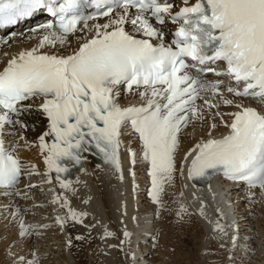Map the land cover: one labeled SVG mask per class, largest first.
I'll return each mask as SVG.
<instances>
[{
	"label": "snow or ice",
	"instance_id": "6c2138e0",
	"mask_svg": "<svg viewBox=\"0 0 264 264\" xmlns=\"http://www.w3.org/2000/svg\"><path fill=\"white\" fill-rule=\"evenodd\" d=\"M84 6L83 0H0V28L41 11L51 17L30 30L41 34L37 46L20 51L0 68V188L4 194L19 195L16 186L21 176L37 167L14 154L11 145L17 141L6 147L4 139L6 125L34 128L25 120L33 111L48 121L37 138L46 182H52L55 172L64 190L75 192L66 178L70 165H82L85 153L93 149L122 178L121 134L130 128L149 167L150 197L162 206L165 185L177 171L180 134L193 120H203L205 109H215L212 118L219 116L229 131L219 138L210 131L209 138L188 151L184 157L186 163L192 157L188 176L221 173L264 188V110L242 102L247 98L264 104V0H181V5L176 0H94L95 14L87 16L80 13ZM101 17L107 18L105 23L89 25L88 21ZM84 30L91 35L81 37L72 52L43 51L46 46L67 45L69 35ZM221 63L224 67L218 71ZM208 74L215 79H208ZM121 87L142 102L119 103ZM221 105L236 111L223 113ZM226 115L230 121L224 120ZM128 151L135 165L137 153ZM53 202L67 209L57 217L62 227L69 221L84 223L88 213L73 209L67 196L57 194ZM185 211L181 205L178 215ZM15 215L20 218L23 211L17 207ZM20 227V235L32 234L33 226L22 218ZM216 228L224 232L219 222ZM104 235L114 233L106 230ZM236 239L232 237L233 243ZM19 259L21 264H38L35 257Z\"/></svg>",
	"mask_w": 264,
	"mask_h": 264
},
{
	"label": "bare ground",
	"instance_id": "6f19581e",
	"mask_svg": "<svg viewBox=\"0 0 264 264\" xmlns=\"http://www.w3.org/2000/svg\"><path fill=\"white\" fill-rule=\"evenodd\" d=\"M105 22L106 20L95 23ZM87 32L84 30L77 33L68 39L67 45L50 51L58 50L59 53H65L81 37H85ZM35 38L40 40L41 34H36ZM24 43L23 38L13 41L15 47ZM47 49L46 46L45 50ZM133 101L142 102L140 98L127 99L126 102ZM225 110L229 109H220L221 112ZM219 118L217 116L213 119L212 114L205 109L203 120H193L190 126L183 130L176 153L180 157L179 168L174 174L173 181L165 185V191L161 197L162 206L151 199L148 189L145 191L144 185L147 184V180L144 182L131 176L126 153L122 155V178L121 173L112 166L102 165L97 159L88 155L82 165L76 167L68 176V179L73 182L72 189H75V192L71 189H61L59 183L55 182V193L67 196L70 206L76 211L88 213L83 218V224L69 221L62 227L54 222L53 212L66 213L67 209L53 202L55 195L51 193L50 184H46L44 188L47 195L35 188L23 190L22 192L26 194L24 197L0 196V249L9 239H15L14 245L0 251L1 264H21L19 258L23 256L22 251L26 249L25 246L29 241L20 238L21 228L18 229L17 226L20 225L21 218L36 227L37 242L45 245L40 250L47 259L39 264L45 262L47 264H84L82 263L84 256L91 257L88 264H118V261L124 264H148L147 256L152 244L160 246V252L168 260L165 264H264V189L254 196L243 193L239 189L232 190L230 194L227 192L229 184L217 183L208 194L202 195L203 189L196 187L197 193L202 195L206 203L205 209L210 202L218 201L234 206L237 212L236 218L239 220L238 229L234 232L237 237L235 243L218 235V231L209 233L203 213L200 215L195 213L187 201L182 172H186L189 165L186 163V167H180L181 159L187 150L208 138L211 122L217 124L215 130H224ZM25 120L30 125H34V128L21 129L19 125L16 128L24 130L29 140L37 143L38 136L46 130L45 117L38 111H33L32 114L25 116ZM121 137L123 150L131 146L123 130ZM22 147L23 145H15V150L22 160L27 165H36L35 170L39 171L38 173L41 170L46 171V165L39 154V146L36 145L35 150L30 151ZM149 186L151 183L147 184L146 188ZM178 196H180L179 199ZM50 197L53 199L51 200ZM40 202L42 205L38 206L37 203ZM181 205L187 211L178 215ZM17 207L23 211V216L20 218L15 215ZM152 217L155 221L154 225L150 223ZM38 220L46 222L48 229L43 230L37 227ZM123 229H127L130 236H123ZM106 230L114 235L105 236ZM42 232L45 235H41ZM151 233L153 235L150 237ZM246 236L251 237L249 242L245 240ZM76 237H83V239ZM69 239L72 241L71 246L68 244ZM112 243L116 245L113 248L109 247ZM248 243L254 248L253 252L246 248ZM118 245L123 249L118 248ZM237 247H241L240 250ZM230 254L233 255L232 258H229Z\"/></svg>",
	"mask_w": 264,
	"mask_h": 264
},
{
	"label": "rangeland",
	"instance_id": "374dc122",
	"mask_svg": "<svg viewBox=\"0 0 264 264\" xmlns=\"http://www.w3.org/2000/svg\"><path fill=\"white\" fill-rule=\"evenodd\" d=\"M24 131V130H23ZM15 135L17 134V133H14ZM13 134V135H14ZM24 134H25V131H24ZM127 134V133H126ZM127 136V135H126ZM19 137H21V136H19ZM128 137V136H127ZM25 138H27V139H29L28 137H27V135H25ZM130 138V137H129ZM36 146V145H35ZM29 147H30V144L27 146V147H22V149H27V150H29L30 151V149H29ZM179 166V165H178ZM179 168V167H178ZM178 171V170H177ZM139 173H141V171L139 170ZM143 175H139V179H141V180H143ZM143 185V184H142ZM141 185V186H142ZM143 188V187H142ZM141 192H143V191H141ZM142 194V193H141ZM180 198V196H178V199ZM154 222L155 221H153V223L150 221V223H151V225H154ZM1 227V226H0ZM25 237H27V236H25ZM94 238V237H93ZM22 240H27L28 241V239H22ZM11 239H9L8 240V242L6 243V245L5 246H3V247H1V249H0V251L2 252V251H4V250H7L8 248L7 247H10V245H12L13 244V242H11ZM14 244H15V242H14ZM13 244V245H14ZM156 246H157V249H156V247H155V250L154 251H151V249L149 250V252H150V254H149V263L148 264H165V263H167V262H165L167 259L165 258V256L164 255H162V253L160 252V246H158V244H155ZM29 246L30 247H35V251L33 252V253H31V255H30V257L33 259L34 257L35 258H38V261L39 262H42V261H44V259H47V258H43L44 257V255L42 254V252H41V250H40V253L42 254V258L40 257V256H37L39 253H38V250H39V248H44L45 247V245L44 244H42V243H38L37 241H35V239H33V240H31L30 241V244H29ZM5 248V249H4ZM25 250L24 251H22V253L24 254V253H27L26 251H27V249H28V247L27 246H25ZM78 249H80V247L78 248ZM54 254V253H53ZM91 257L90 256H84V258L82 259V263H84V264H88V261L89 260H91L90 259ZM156 258H157V260H156ZM161 258V259H160ZM28 259H29V257H28ZM164 259V260H163ZM163 260V261H162ZM168 261V260H167ZM118 262H121L122 264H124V262H122V261H118ZM0 264H1V259H0ZM43 264H47L46 262L45 263H43Z\"/></svg>",
	"mask_w": 264,
	"mask_h": 264
}]
</instances>
